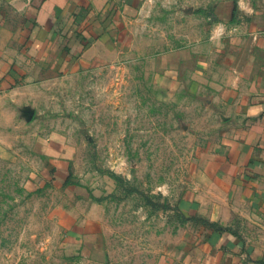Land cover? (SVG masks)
Wrapping results in <instances>:
<instances>
[{
	"label": "rangeland",
	"instance_id": "obj_1",
	"mask_svg": "<svg viewBox=\"0 0 264 264\" xmlns=\"http://www.w3.org/2000/svg\"><path fill=\"white\" fill-rule=\"evenodd\" d=\"M243 1L139 0L111 19L115 54L0 94V264H164L208 224L191 197L227 106L203 82H160Z\"/></svg>",
	"mask_w": 264,
	"mask_h": 264
},
{
	"label": "crops",
	"instance_id": "obj_2",
	"mask_svg": "<svg viewBox=\"0 0 264 264\" xmlns=\"http://www.w3.org/2000/svg\"><path fill=\"white\" fill-rule=\"evenodd\" d=\"M138 1L0 0V94L42 71L68 74L115 54L111 19ZM215 17L218 39L179 55L160 82H203L227 106L191 197L208 224L176 237L164 264H264V0L223 3ZM55 168L66 180L64 163Z\"/></svg>",
	"mask_w": 264,
	"mask_h": 264
}]
</instances>
